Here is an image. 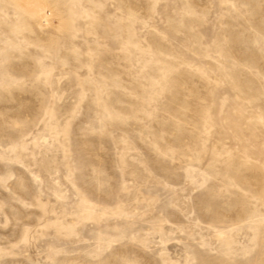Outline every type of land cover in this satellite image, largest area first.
Wrapping results in <instances>:
<instances>
[{"label": "rangeland", "instance_id": "rangeland-1", "mask_svg": "<svg viewBox=\"0 0 264 264\" xmlns=\"http://www.w3.org/2000/svg\"><path fill=\"white\" fill-rule=\"evenodd\" d=\"M0 264H264V0H0Z\"/></svg>", "mask_w": 264, "mask_h": 264}]
</instances>
